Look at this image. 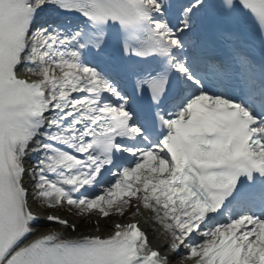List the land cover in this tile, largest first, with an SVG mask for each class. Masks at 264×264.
<instances>
[{
  "label": "snow or ice",
  "instance_id": "1",
  "mask_svg": "<svg viewBox=\"0 0 264 264\" xmlns=\"http://www.w3.org/2000/svg\"><path fill=\"white\" fill-rule=\"evenodd\" d=\"M0 264H264V0H0Z\"/></svg>",
  "mask_w": 264,
  "mask_h": 264
},
{
  "label": "rangeland",
  "instance_id": "2",
  "mask_svg": "<svg viewBox=\"0 0 264 264\" xmlns=\"http://www.w3.org/2000/svg\"><path fill=\"white\" fill-rule=\"evenodd\" d=\"M75 220L79 219L78 217L72 216Z\"/></svg>",
  "mask_w": 264,
  "mask_h": 264
}]
</instances>
